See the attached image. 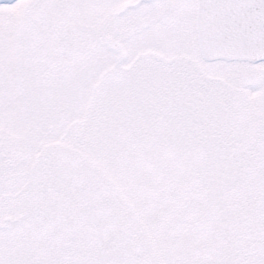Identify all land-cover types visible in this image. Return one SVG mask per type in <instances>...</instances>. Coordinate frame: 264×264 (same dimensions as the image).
<instances>
[{"label": "snow or ice", "instance_id": "snow-or-ice-1", "mask_svg": "<svg viewBox=\"0 0 264 264\" xmlns=\"http://www.w3.org/2000/svg\"><path fill=\"white\" fill-rule=\"evenodd\" d=\"M0 264H264V0H0Z\"/></svg>", "mask_w": 264, "mask_h": 264}]
</instances>
